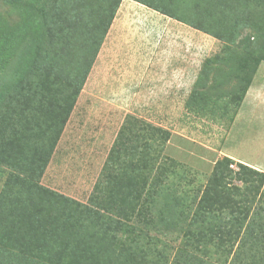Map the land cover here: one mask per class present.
I'll return each mask as SVG.
<instances>
[{
  "label": "rangeland",
  "instance_id": "obj_1",
  "mask_svg": "<svg viewBox=\"0 0 264 264\" xmlns=\"http://www.w3.org/2000/svg\"><path fill=\"white\" fill-rule=\"evenodd\" d=\"M195 1L175 0V15L170 17L136 0H121L100 49L91 54L94 63L81 87L54 83L50 90V75L22 77L20 71L26 63L36 70L39 62L35 57L46 48L44 10L56 8L63 0H0V91L5 83H14L2 96L5 104L0 100L4 110L0 137H10V144L18 143L26 150L53 149L40 187L55 192L69 208L77 206L71 201L88 205L91 195L105 200L117 181L114 177L120 164L131 170L141 157L144 175H150V180L156 174L160 178L159 193L149 192V199L144 194L140 203L133 204V211L144 209L146 221L153 226L148 233L159 240L157 249L165 251L170 260L183 251L189 259L183 264H264V236L258 235L259 224L264 230V171L248 164L243 163L262 177L245 184L233 177L222 182L232 194L240 190L252 198L244 206L251 214L260 213L258 223H253L255 234L249 237L243 230L237 241L235 237H215L210 247L197 242L204 238L201 217L208 210L201 211L202 197L214 166L224 158L217 151L264 165V62L256 67L253 79L258 91L239 108L235 104L240 96H231L233 80L220 72L216 76L215 66L226 46L239 49L246 37L253 46L264 48V3L237 0L227 4L232 14L222 15L220 0L209 4ZM237 7L241 10L235 13ZM187 22L211 26L215 34ZM79 44H73L76 51H80ZM206 60L213 69L208 84L219 80L229 85L222 88L231 100L219 99V103L227 102L215 106L220 110L187 107L191 96L205 100L195 85ZM12 79L14 82H8ZM74 90L79 92L73 99ZM48 101L51 104L42 111L30 112L27 107L21 112L24 102L29 106ZM159 130L170 132V139L164 142ZM9 143H5L7 150ZM231 168L234 174L240 170L236 164ZM12 171L0 165V192ZM169 211L182 215L171 218ZM136 217L123 221L128 226L143 222Z\"/></svg>",
  "mask_w": 264,
  "mask_h": 264
},
{
  "label": "trees",
  "instance_id": "obj_2",
  "mask_svg": "<svg viewBox=\"0 0 264 264\" xmlns=\"http://www.w3.org/2000/svg\"><path fill=\"white\" fill-rule=\"evenodd\" d=\"M102 1L104 0H63L56 8L44 10L43 17L47 25L45 35L47 39H44L46 48L35 57L39 62L36 70L26 63L24 65L26 68L20 71V76L42 78L45 72L50 75L48 79L50 90L54 83L64 88L67 86L80 88L94 63L91 54L100 49L104 35L110 29L121 2V0H108L103 6ZM136 1L170 17L175 15V0H169V3L164 0ZM160 1L163 6H160ZM200 1L196 0L195 4ZM202 1L207 4L213 2V0ZM256 1L259 4L264 3V0ZM220 2L222 3L220 13L228 15L232 12L227 10V4L238 1L220 0ZM240 10L241 8L237 7L235 13ZM50 11L56 17L53 18ZM187 23L197 26V29L205 33L215 34L211 26ZM239 25L242 27V22ZM253 31L257 36L260 35L257 30L253 29ZM219 37L221 38L220 35ZM250 39L246 37L239 49L236 46H226L224 53L215 60V66L218 68L216 76L220 72L233 80L230 91L233 90L231 96L233 93L240 96L235 104L238 108L253 84L256 67L264 62V48L253 46ZM75 42L80 43L78 45L80 51L75 50L73 46ZM241 48L242 50L239 51ZM207 62L208 60L195 85L198 91L206 96L205 100L201 101L198 97L191 96L187 101L188 108L198 107L202 111H213L220 103L227 105V102L219 103V99L226 97V100H231L230 93H225L222 88L229 85L219 80L213 81L211 85L208 84L213 69L208 67ZM252 62L253 66L250 65ZM13 84L5 83L0 91V100L3 104L6 102L3 98L4 94L13 87ZM78 92L74 90V94H70L73 99ZM212 97L214 100H211ZM209 103L212 105L209 106ZM22 104L25 106L21 108L22 113L27 107L30 112H37L42 111L46 106L48 108L51 101L47 104L32 102L29 106L26 102ZM208 106L210 108H207ZM3 112L4 110L0 109V121ZM3 128L0 126L1 135ZM159 131L164 133V142L170 139V132ZM9 138L0 137L2 141L0 165L8 166L13 170L0 192V264H183L189 260L182 254L183 251H177L170 260L165 251L157 249L159 240L148 233L149 230L153 231V226L146 221L147 214H144V209H139L138 213L133 211L136 209L133 204L140 203L144 194L149 199L151 196L148 195L149 192L159 193L160 178H156V174L150 180V175H144L141 157L134 161L131 170L123 166V163L120 164L119 173L113 176L117 181H113L112 190L105 200L101 202L99 196L91 195L88 205L71 201L77 206L69 208L59 201L61 199L55 192L40 187L39 179L44 174L53 149L26 150L18 143L10 144ZM7 142L10 145L8 150L5 145ZM234 164L240 169L236 174L231 168ZM262 175L261 172L249 169L228 157L216 163L200 205L202 212L208 210L201 217V224L205 225V228L201 227L204 229L201 231V236L204 238L197 241L199 244L204 243L210 247L213 239L219 236H229L231 240L235 237L234 240L237 241L243 230L249 237H253L256 232L253 223H258L257 216L260 213L251 214V211L244 206L249 196L240 193V190H235L232 194V189H227L228 186L222 180L233 177L245 184ZM136 193L139 195L136 196ZM234 195L236 200L233 199ZM197 197L198 195L195 199ZM254 198L256 199V195ZM168 214L171 218H179L182 215L170 211ZM134 216L140 217L143 222H138L136 226L133 225L134 227L124 223L131 221ZM258 227H260L258 235L264 236L263 226L259 224ZM154 231L160 233L156 228ZM257 243L260 245L261 241L257 240ZM130 253L134 255L130 256Z\"/></svg>",
  "mask_w": 264,
  "mask_h": 264
},
{
  "label": "crops",
  "instance_id": "obj_3",
  "mask_svg": "<svg viewBox=\"0 0 264 264\" xmlns=\"http://www.w3.org/2000/svg\"><path fill=\"white\" fill-rule=\"evenodd\" d=\"M173 61L174 60H172V63H173ZM176 61H178V60H176ZM216 65V64H215ZM253 85H254V81H253V84H252V86H251V88L249 89V91L247 92V95H246V98L247 97H249V95L251 94V93H255L256 91H258V88H255L256 89V91H255V89L253 88ZM245 98V99H246ZM193 140V139H192ZM211 146V145H210ZM205 147H207V146H205ZM209 147V146H208ZM213 147V146H212ZM199 150H200V148H198ZM209 150L211 151V152H216V150L215 149H213V148H211V147H209ZM210 152V153H211ZM219 154H220V156L221 157H228V158H231L232 160H234L236 163H244V164H248V165H250V166H252V167H254V168H256V169H258V170H260V171H264V165H254V164H251V163H249V162H247V161H243V160H241V159H238L237 157H235L234 155H231V153H227V152H223V151H217ZM194 156L195 155H197L196 154V152L195 153H192ZM199 157V156H198Z\"/></svg>",
  "mask_w": 264,
  "mask_h": 264
}]
</instances>
